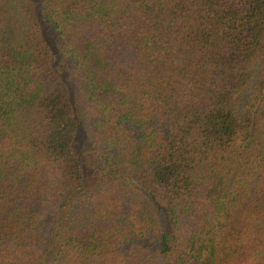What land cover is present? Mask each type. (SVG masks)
Returning a JSON list of instances; mask_svg holds the SVG:
<instances>
[{"label": "trees", "instance_id": "obj_1", "mask_svg": "<svg viewBox=\"0 0 264 264\" xmlns=\"http://www.w3.org/2000/svg\"><path fill=\"white\" fill-rule=\"evenodd\" d=\"M0 264H264V0H0Z\"/></svg>", "mask_w": 264, "mask_h": 264}]
</instances>
